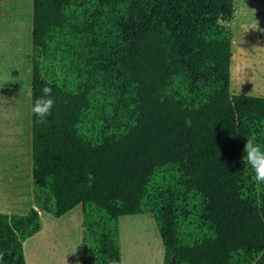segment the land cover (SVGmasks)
Segmentation results:
<instances>
[{
    "label": "trees",
    "instance_id": "1",
    "mask_svg": "<svg viewBox=\"0 0 264 264\" xmlns=\"http://www.w3.org/2000/svg\"><path fill=\"white\" fill-rule=\"evenodd\" d=\"M234 18L235 0H33L32 106L45 86L55 105L32 113L36 208L0 213V264H27L40 211L78 206L84 264L121 260L119 219L146 213L169 264H264L243 162L247 138L264 150V97L231 92Z\"/></svg>",
    "mask_w": 264,
    "mask_h": 264
},
{
    "label": "rangeland",
    "instance_id": "2",
    "mask_svg": "<svg viewBox=\"0 0 264 264\" xmlns=\"http://www.w3.org/2000/svg\"><path fill=\"white\" fill-rule=\"evenodd\" d=\"M230 26L231 92L264 97V0H235ZM32 66L33 0H0V190L2 198L13 197V202L25 187L33 188ZM96 118L91 115L90 127ZM167 178L169 173L160 171L151 187ZM80 210L74 209L69 223L56 218L50 223L44 216V233L26 247L28 264H84ZM119 239L123 264H169L151 213L121 217Z\"/></svg>",
    "mask_w": 264,
    "mask_h": 264
},
{
    "label": "clouds",
    "instance_id": "3",
    "mask_svg": "<svg viewBox=\"0 0 264 264\" xmlns=\"http://www.w3.org/2000/svg\"><path fill=\"white\" fill-rule=\"evenodd\" d=\"M41 93V96L35 100L31 111L37 117L36 122L43 125L47 123V118L52 114L55 100L52 98L53 89L51 87H43L41 89ZM29 95H31V93H29ZM256 139L257 138L255 136H251L246 139L243 162L249 165L253 171V180L257 183L264 184V150H262V146L256 142ZM94 181L95 176L92 173H88L87 187L91 188ZM2 259L3 253H0V260ZM111 264H123V261L113 259Z\"/></svg>",
    "mask_w": 264,
    "mask_h": 264
},
{
    "label": "crops",
    "instance_id": "4",
    "mask_svg": "<svg viewBox=\"0 0 264 264\" xmlns=\"http://www.w3.org/2000/svg\"><path fill=\"white\" fill-rule=\"evenodd\" d=\"M232 64V63H231ZM231 74H232V68H231ZM246 95V94H244ZM30 188H32L31 186H27V188L25 187V192L22 196H18L14 202H13V197H7V198H2L1 197V190H0V213H7V214H18V215H26L29 213V211L33 208H36V204H35V200H34V194H33V188L31 191ZM31 192V194H29ZM81 207V206H78ZM75 209V208H74ZM74 209L69 211L68 213H66L65 215H63L60 218L57 217H51V215H49V213L44 212V211H40V220H41V230L35 234L34 236L28 238L25 242H24V254H25V258H26V262L28 264V260H27V254H26V247L29 244V242H31L32 240H37V238H41L40 236H42V234L44 233L45 230V222H44V216H46V219L52 223V221L55 220V218L57 220L59 219H65V221L67 223H69V220L71 221L70 218V214H72V212H74ZM82 207L80 210V213H82ZM46 213V214H45ZM56 220V221H57ZM66 223V224H67ZM39 241V239H38Z\"/></svg>",
    "mask_w": 264,
    "mask_h": 264
},
{
    "label": "bare ground",
    "instance_id": "5",
    "mask_svg": "<svg viewBox=\"0 0 264 264\" xmlns=\"http://www.w3.org/2000/svg\"><path fill=\"white\" fill-rule=\"evenodd\" d=\"M23 73V72H22ZM24 74V73H23ZM22 75V74H21Z\"/></svg>",
    "mask_w": 264,
    "mask_h": 264
}]
</instances>
